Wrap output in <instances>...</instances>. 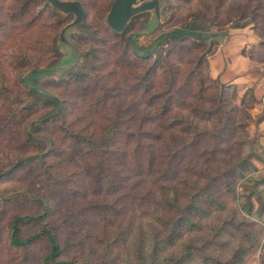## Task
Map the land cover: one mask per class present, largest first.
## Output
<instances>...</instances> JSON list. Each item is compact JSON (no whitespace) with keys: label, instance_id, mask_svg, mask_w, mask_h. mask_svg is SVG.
<instances>
[{"label":"trees","instance_id":"trees-1","mask_svg":"<svg viewBox=\"0 0 264 264\" xmlns=\"http://www.w3.org/2000/svg\"><path fill=\"white\" fill-rule=\"evenodd\" d=\"M78 1L94 75L45 84L61 124L49 118L62 101L32 90L31 103L23 76L55 57L63 22L44 0H0V264L242 263L260 243L246 216L264 221L256 99L240 107L236 86L211 76L202 34L172 31L153 62L107 28L112 0ZM167 1L170 27L250 21L262 42L242 55L264 63V0ZM39 117L46 150L25 128ZM246 176L251 191L237 193Z\"/></svg>","mask_w":264,"mask_h":264},{"label":"rangeland","instance_id":"rangeland-1","mask_svg":"<svg viewBox=\"0 0 264 264\" xmlns=\"http://www.w3.org/2000/svg\"><path fill=\"white\" fill-rule=\"evenodd\" d=\"M113 1L114 0L110 2L108 11ZM150 1L152 0H141L140 4H145ZM55 12L59 14L60 21L63 22V26L54 36L53 46L55 50V57L50 62L46 63L44 66H37L27 71L23 76V81L25 80V77L31 74V72H33L34 70L54 69L52 73L47 74L46 76L38 79L36 83L41 89L61 100L63 107L64 103L61 94L53 90L46 89L45 84L50 80H54L57 82L65 81L69 78V75L73 73H84L93 76L94 65L87 58V54L90 50L89 45H82L80 44V42L96 38V33L91 24L87 22H85L78 31L68 33V40L74 45L75 49L80 55V57L77 59V54L75 52H70V48L62 45L59 42V36L63 28L74 20V16H64L60 12ZM159 18L160 19L158 20L154 10L140 14L133 19L125 33L119 36L126 40V43L131 47L132 51L136 56L144 57L145 55H147V58H151L154 62L157 61L162 55H165L169 48H171L176 43L171 39H164V36L166 34L170 33L175 29H180L187 25H191L195 29L203 30L206 34L212 35V38L196 40L206 45L207 59L210 66L211 76L214 79L218 80L221 84L236 86L237 93L235 103L240 107H244L245 103L250 102L252 96L256 99L253 108L249 111L252 116V119L249 122V127L247 131L249 133V138L256 142L258 151L262 156V161H254V164L258 168L259 174L264 173V148L260 144V140L263 135L262 131H260L259 127L257 126L259 119H254L252 115V111L254 110L255 105L259 102L256 95L259 98L264 99V63L253 62L248 57L242 55L244 51L250 54L251 52H253V49L262 42V39L254 30V24H252L250 21L241 22L238 20H234L232 24L224 28H218L213 22L188 20L177 25L176 27H170L167 25L168 20L170 18L169 4L161 8ZM215 36L217 37L214 38ZM223 49H226V51L224 52ZM238 56L249 60L251 63L248 68H245L246 66H244L243 64H240L239 66L240 69L244 70V72H242V74L240 73V75L238 76L241 82V86L243 88H239L236 84L231 83V80L225 77L227 68L230 63V57L235 58ZM62 63L66 66H63ZM69 64L73 65L68 66ZM26 87L32 94L31 103H33L34 101H36L37 98L32 92L30 86L27 85ZM51 104L55 108V103L51 102ZM41 118L42 117L35 118L27 122L25 128L27 132L30 133L32 136L42 139V149L46 150L47 148H49V144L45 137L37 133L38 128L37 126H35V124H37V122L40 121ZM54 118H57L62 124V110L59 111L55 115V117L49 118V120H52ZM250 177L251 176H246V178L241 179L238 182L237 193H247L251 191L252 182L249 179ZM263 190L264 188L260 187L261 192L258 191L259 194H257V196H261L264 200ZM254 205L255 209L257 210L260 207V202L255 200ZM241 215L244 216L243 214ZM246 218H248L247 220L257 222L259 224V227L257 228L244 227V229L248 232L250 241H256L253 238L257 237L260 243L258 244V248L251 251L246 256L244 261L240 264H264V221H260L250 216H246Z\"/></svg>","mask_w":264,"mask_h":264},{"label":"water","instance_id":"water-1","mask_svg":"<svg viewBox=\"0 0 264 264\" xmlns=\"http://www.w3.org/2000/svg\"><path fill=\"white\" fill-rule=\"evenodd\" d=\"M45 2L47 5L51 6L55 11L60 12L64 16H74V20L63 28L59 36V42L62 45L70 48V52L71 51L75 52L77 54V59H78L80 55L78 51L75 49L74 45L68 40L67 35L68 33H71L73 31H78L80 27L86 22L87 20L86 9L80 2L73 0H45ZM140 2L141 0H114L110 6V9L106 17L107 27L115 34L122 35L125 33V31L127 30L130 23L133 21V19L136 18L138 15L154 10L156 17L159 20L160 19L159 14L161 8L165 5H168V2L166 0H152L145 4H140ZM177 30L180 31L187 30L189 32L193 31L195 33L198 32L203 36L201 39L204 38L208 39L213 37L212 35L206 34L203 30L195 29L191 25H187ZM216 37L217 36H215L214 38ZM193 38L196 40H201L198 39L197 37H193ZM164 39L165 40L171 39L174 42H176V39L172 37V31L166 34L164 36ZM223 51L225 52L226 49H223ZM73 64H69L68 66ZM63 66L66 65L63 64ZM53 71L54 69L34 70L33 72H31V74L25 77V82L27 83L28 86H30V88L33 91H37L39 94H41L42 97L45 98V96H50L56 98L55 96H52L43 89H41L36 83L38 79L46 76L47 74L52 73ZM61 106L62 104H60V108H58L56 114L60 111Z\"/></svg>","mask_w":264,"mask_h":264},{"label":"crops","instance_id":"crops-1","mask_svg":"<svg viewBox=\"0 0 264 264\" xmlns=\"http://www.w3.org/2000/svg\"><path fill=\"white\" fill-rule=\"evenodd\" d=\"M240 64H243L244 66H246L245 68H248L251 65L249 60H247L241 56H238L235 58L230 57V63H229V66L227 68V72L225 74L226 75L225 77L227 79L231 80V83L236 84L239 88H243L241 86V82H240V79L238 77L240 75V73L242 74V72H244L243 69H240V67H239ZM256 97L258 98L259 102L255 105V108L252 111V115H253L254 119L255 118L259 119L257 126L259 127L260 131H262V135H263L261 137L260 144L264 148V99L259 98L257 95H256Z\"/></svg>","mask_w":264,"mask_h":264}]
</instances>
